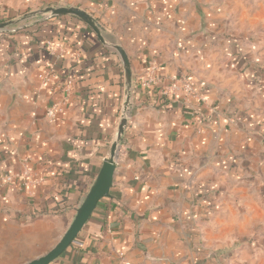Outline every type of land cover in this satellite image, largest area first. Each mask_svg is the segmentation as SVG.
<instances>
[{"label":"crops","instance_id":"0c3cea01","mask_svg":"<svg viewBox=\"0 0 264 264\" xmlns=\"http://www.w3.org/2000/svg\"><path fill=\"white\" fill-rule=\"evenodd\" d=\"M237 3L0 0V22L14 21L0 29V264H26L60 241L124 114L110 195L50 264L264 259V220L248 219L264 208L263 31L244 25ZM48 7L85 10L104 41ZM114 45L131 62L126 113ZM148 73L151 88L141 85ZM68 80L70 102L52 120Z\"/></svg>","mask_w":264,"mask_h":264},{"label":"water","instance_id":"95a60500","mask_svg":"<svg viewBox=\"0 0 264 264\" xmlns=\"http://www.w3.org/2000/svg\"><path fill=\"white\" fill-rule=\"evenodd\" d=\"M44 12L49 13L50 16H57L62 14H72L84 22H86L98 35L101 41H104L102 36V27L101 25L85 10L78 7H48ZM14 21H5L0 22V29H4L6 26L12 24ZM115 50L121 56L125 78L127 84V98L124 104V113H126L129 104H130V90L132 87V69L131 62L126 53V51L119 45H114ZM127 124V117L124 114L119 125L117 139L113 142L110 150V155L106 157L102 163V166L99 170L97 178L87 195L85 196L84 201L77 209L76 215L69 225L68 229L60 239V241L45 255L29 261L26 264H50L55 259H57L67 248L73 243V241L78 237L83 227L91 217L99 201L110 195V189L113 185V179L115 170L117 167L116 157L118 152V145L121 140L122 134L124 133V128Z\"/></svg>","mask_w":264,"mask_h":264},{"label":"rangeland","instance_id":"374dc122","mask_svg":"<svg viewBox=\"0 0 264 264\" xmlns=\"http://www.w3.org/2000/svg\"><path fill=\"white\" fill-rule=\"evenodd\" d=\"M233 9L239 15L240 13L244 12L243 23L246 27L257 28L260 31H263V35L260 38L264 45V0H244V3H237L233 5ZM257 212L258 213H254L253 215L249 214L248 219L252 218L256 214L258 219L264 220V208L263 210ZM258 230L262 231L264 238V227H261ZM60 236L62 237V234ZM60 236L57 237V241L60 240ZM260 245H263L264 248V242H262ZM248 262L251 264H264V259L258 260L257 262H255V260H249Z\"/></svg>","mask_w":264,"mask_h":264},{"label":"built area","instance_id":"2783aa9c","mask_svg":"<svg viewBox=\"0 0 264 264\" xmlns=\"http://www.w3.org/2000/svg\"><path fill=\"white\" fill-rule=\"evenodd\" d=\"M52 77H54V71L52 70V67H51V69L47 71L43 80L45 83H49ZM157 81H158L157 76H155L154 73H148L141 77V85L143 87L151 88L152 86L157 84ZM182 84L184 85V88L186 89L188 93H195V90L190 82L183 81ZM61 86H62L61 88L63 91V96L61 100L56 101L53 105H51L47 109V116L52 120L56 119L58 116V113L61 112L63 108L69 104L71 95L73 92V89H72L73 81L72 80L66 81ZM12 178L13 177H9V179H12Z\"/></svg>","mask_w":264,"mask_h":264}]
</instances>
